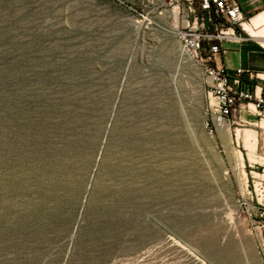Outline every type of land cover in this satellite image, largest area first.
Instances as JSON below:
<instances>
[{"label": "rangeland", "instance_id": "374dc122", "mask_svg": "<svg viewBox=\"0 0 264 264\" xmlns=\"http://www.w3.org/2000/svg\"><path fill=\"white\" fill-rule=\"evenodd\" d=\"M198 5L0 0V264H264L262 129L207 131Z\"/></svg>", "mask_w": 264, "mask_h": 264}, {"label": "built area", "instance_id": "2783aa9c", "mask_svg": "<svg viewBox=\"0 0 264 264\" xmlns=\"http://www.w3.org/2000/svg\"><path fill=\"white\" fill-rule=\"evenodd\" d=\"M198 13L192 22L186 20L177 36L185 54L205 63L206 86L214 99V104L208 110L211 123L206 121L207 131L213 134L217 128L229 127L241 111L253 113L262 129L261 158L264 165V79L242 69L228 70L219 63L223 43L256 41L242 29L241 23L246 19L235 0H199ZM211 13L219 20L214 24L212 33L206 27L207 21L212 22ZM250 175L254 179L252 173ZM252 182L255 193L257 182ZM254 208L256 214L251 226L264 256V205L257 197Z\"/></svg>", "mask_w": 264, "mask_h": 264}, {"label": "crops", "instance_id": "0c3cea01", "mask_svg": "<svg viewBox=\"0 0 264 264\" xmlns=\"http://www.w3.org/2000/svg\"><path fill=\"white\" fill-rule=\"evenodd\" d=\"M235 1L241 7L243 14H248L258 10L262 0ZM219 63L228 70L242 69L245 72L257 74L264 79V49L254 41L223 43V53ZM244 76L246 77V74Z\"/></svg>", "mask_w": 264, "mask_h": 264}, {"label": "bare ground", "instance_id": "6f19581e", "mask_svg": "<svg viewBox=\"0 0 264 264\" xmlns=\"http://www.w3.org/2000/svg\"><path fill=\"white\" fill-rule=\"evenodd\" d=\"M263 23H264V10L260 14L253 17L249 23H247V22L241 23L242 29H244L262 47H264V28L259 29L257 31L255 30V28L262 25ZM179 47H180V44H179ZM180 49H181V47H180ZM188 59L190 60V59H192V57L189 55ZM225 130H227V129H225ZM223 131H224V129L222 128V130L220 132H223ZM223 134H225V132ZM240 136L242 138L244 147L246 149H248V151H249V156H251V157L254 156L256 153L257 144H258V138L256 136V132L252 129L245 128L241 134H239V131H236L235 137H236L237 141L239 140ZM227 140H228V138H227ZM236 157H237L238 161L242 160V155H241L240 151L237 152ZM260 159H261L260 165H262V158L260 157ZM240 162H242V161H240ZM241 165H243V164H241ZM263 199H264V195H263Z\"/></svg>", "mask_w": 264, "mask_h": 264}, {"label": "trees", "instance_id": "16d2710c", "mask_svg": "<svg viewBox=\"0 0 264 264\" xmlns=\"http://www.w3.org/2000/svg\"><path fill=\"white\" fill-rule=\"evenodd\" d=\"M211 19L212 22L207 21L206 27L208 31L212 33L214 31V24L218 23L219 20L214 16V13H211Z\"/></svg>", "mask_w": 264, "mask_h": 264}]
</instances>
